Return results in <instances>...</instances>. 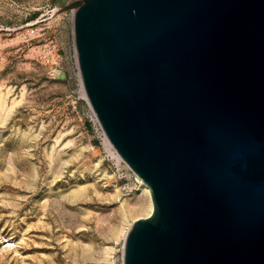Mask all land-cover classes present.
<instances>
[{"label": "water", "instance_id": "95a60500", "mask_svg": "<svg viewBox=\"0 0 264 264\" xmlns=\"http://www.w3.org/2000/svg\"><path fill=\"white\" fill-rule=\"evenodd\" d=\"M82 85L149 188L122 264H264V0H79Z\"/></svg>", "mask_w": 264, "mask_h": 264}, {"label": "rangeland", "instance_id": "374dc122", "mask_svg": "<svg viewBox=\"0 0 264 264\" xmlns=\"http://www.w3.org/2000/svg\"><path fill=\"white\" fill-rule=\"evenodd\" d=\"M73 4L0 0V264H122L146 216L83 95Z\"/></svg>", "mask_w": 264, "mask_h": 264}, {"label": "bare ground", "instance_id": "6f19581e", "mask_svg": "<svg viewBox=\"0 0 264 264\" xmlns=\"http://www.w3.org/2000/svg\"><path fill=\"white\" fill-rule=\"evenodd\" d=\"M76 1H79V0H74V3L76 2ZM76 53V52H75ZM76 58H77V55H76ZM77 65H78V61H77ZM78 69H79V66H78ZM79 75H80V71H79ZM80 79H81V75H80ZM81 83H82V81H81ZM83 86V85H82ZM82 91H83V95H84V97L88 100V98H87V96H86V94H85V91H84V88L82 89ZM1 98V97H0ZM2 100V99H1ZM3 105V104H2ZM93 114V113H92ZM94 115V114H93ZM94 117H95V115H94ZM95 120H96V118H95ZM100 129H101V127H100ZM102 134H103V136H104V138H105V140H106V142H107V145H108V147H109V150H108V155H109V157H111L113 160H115L116 161V164L117 165H119V164H124L127 168H129L128 166H127V164L123 161V159L120 157V155L116 152V150L113 148V146L111 145V143L109 142V140L107 139V137H106V135H105V133H103V131H102ZM130 172L132 173V175L135 177V180L140 184V188L143 190V191H145V193L147 194V196H148V205H147V207H146V209H145V218H148V217H150L151 215H152V213H153V205H152V201H151V194H150V190H149V188H148V186L132 171V170H130ZM137 220V219H136ZM133 224V223H132ZM132 224H129V226L128 227H126V230L124 231V232H122L123 234V241H122V244L124 245V240H125V236H126V234H127V232H128V230H129V228L131 227V225ZM124 230V229H123ZM122 253H123V248H122Z\"/></svg>", "mask_w": 264, "mask_h": 264}]
</instances>
